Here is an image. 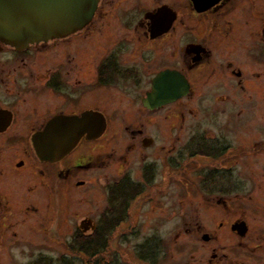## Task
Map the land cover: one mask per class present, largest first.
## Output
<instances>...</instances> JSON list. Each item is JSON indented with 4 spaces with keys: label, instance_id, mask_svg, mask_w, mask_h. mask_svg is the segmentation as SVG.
<instances>
[{
    "label": "rangeland",
    "instance_id": "obj_1",
    "mask_svg": "<svg viewBox=\"0 0 264 264\" xmlns=\"http://www.w3.org/2000/svg\"><path fill=\"white\" fill-rule=\"evenodd\" d=\"M91 30L100 37L97 27ZM119 34L123 31L117 32ZM118 37L121 40L131 39L127 53L122 54L117 65L119 74L128 78L112 85L94 81L96 63L110 52L103 48V44L100 48V38H95L86 52L68 47L67 42L34 48L28 57L18 60L16 65L21 70L17 72V77L8 68L7 81L17 78V81L28 85L29 90L25 88L21 97L40 95L48 101V113L58 108L77 111L91 107L103 114L106 127L95 140L81 141L61 162L60 165L70 169V177H56L57 163L53 165L55 171L50 176L41 177L44 168L38 169L28 183L22 184L23 197L13 192L16 199L12 202L5 200L9 212L1 217L3 241L0 243V264H146L148 261L151 264H238L236 261L244 260V256L234 249L239 248L240 238L231 232L230 224L234 220H245L250 244L257 243L259 231L264 234V214H259L263 210L259 211V207H264V169L260 166L264 163V149L261 152L257 150L264 146V93L261 98L258 96L260 101H247L251 108L248 104L241 105L243 102L228 106V111L224 116L221 114L213 128L206 118H182L178 112H172L175 104L163 110L149 111L141 106L139 100L149 87L144 81L147 71L159 67L157 52L163 46L174 45V41L156 38L148 43L143 37ZM126 59L127 62H124ZM13 66L8 64V67ZM57 72L59 79L65 82L63 94L51 93L44 86L50 74L58 77ZM71 86L85 87L84 98L76 102L71 97L69 102L67 96L72 94ZM23 97L14 102L17 110L28 103L23 101ZM232 109L239 110L240 115H235L238 111L229 112ZM209 126L213 135L208 141L213 146L226 144L231 151L238 150L239 145L243 147L240 156L238 152L233 156L235 163L222 168L218 163L212 166L206 157L194 155L197 152L192 143L207 142ZM129 127L144 129L155 138L156 152L159 144H164L166 148L176 146V150L182 147V155L174 161L178 157L175 151L167 153L169 163L166 161L164 166L165 158L162 155L156 158L155 149H151L148 163L157 165L160 176L156 177L155 183L143 187L141 197H149V203L142 202L140 206L135 203L114 233L113 230L110 233L102 231L106 250L95 257H88L76 251L79 244L74 241L78 239L77 221L88 217L97 222L108 206L110 185L128 168L133 169L135 178H139L142 161L135 150L124 161L118 160L120 155L126 154L132 141L127 134L126 128ZM23 129L25 127L15 131ZM20 134H8V140L10 136H18L20 140L15 144L14 140L12 144L8 143V151L12 150L11 154H16V159L21 157L26 163L32 162L28 156L32 150L30 134ZM77 163L78 166L75 165ZM44 171L46 173L47 170ZM209 172L213 176H207ZM240 175L249 177L244 181V192L231 190L222 201L218 200L219 184L233 186ZM80 181L82 184L77 185ZM210 184H214V190L209 189ZM11 189H7L6 193ZM30 189L32 192H29ZM226 203L229 207L225 206ZM102 227L97 222L95 232ZM204 234L210 235L211 239L204 240ZM244 261L256 264L253 258L246 257Z\"/></svg>",
    "mask_w": 264,
    "mask_h": 264
},
{
    "label": "flooded vegetation",
    "instance_id": "obj_2",
    "mask_svg": "<svg viewBox=\"0 0 264 264\" xmlns=\"http://www.w3.org/2000/svg\"><path fill=\"white\" fill-rule=\"evenodd\" d=\"M97 27V32L94 31ZM123 34L117 35V32ZM136 36L144 38L150 43L156 38H170L174 41V45L163 46L157 53V60L160 62L158 68L151 69L148 72L144 81H147L148 89L143 92L139 100L141 106L149 111L163 110L175 104L172 112H178L182 118L185 116L193 118H206L210 121V126L215 127L217 119L225 115L230 106L237 103L248 104L252 101H260L264 93V0H98L95 12L88 23L80 30H77L65 37L50 39L28 45L24 49H16L11 45L6 44L0 40V227L2 225L3 214L8 213L5 205V200L12 202L16 199V195L23 197L22 184L28 183L34 176L38 169L42 170V176L54 174V164H59L56 171L58 179H67L70 177V169L65 165H60L61 162L75 149L81 141L87 140L82 137L76 146L62 159L56 162L41 161L35 154L31 143V153L28 154L32 162L26 163L21 157L15 158L16 154H11L12 150L8 151V143L14 144L19 140V137L10 138L8 134L21 135V132L29 133L31 135L40 131L46 122L55 115L64 114H81L89 108H81L77 111H65L58 108L51 113H48V101L38 96H25L23 101H28L26 105L17 110L14 102L18 101L27 89L26 83L23 81H7L9 75L8 68L12 70L14 76L17 77V72L21 69L17 66L18 60L23 57H28L32 49L46 46L56 42H67L68 47L73 49H81L78 51L86 52V48L92 44L95 38H100V48H107L110 52L104 58H100L96 63L95 80L98 84L102 82L105 85L115 84L116 81H126L128 77H123L119 74L117 65L121 62L122 54L127 53L128 42L131 39L121 40L118 36ZM80 37V38H78ZM118 37V39L116 38ZM76 38V39H75ZM125 38V37H124ZM104 42H103V41ZM99 48V47H97ZM95 48V49H97ZM109 48V49H108ZM150 53V58L152 57ZM104 59L105 61H102ZM123 61V60H122ZM127 62V59L126 61ZM155 62V61H153ZM8 64L15 66L8 67ZM161 66V67H160ZM165 70L176 71L181 77L176 79H159L155 76ZM131 73L130 71H128ZM54 74L49 75V80L45 81L44 86L52 92L63 94V87L65 82L59 79ZM133 81V80H131ZM153 81H185L187 86L183 90L181 96L175 100L161 104L159 106L149 107L144 104V99L147 94L152 91ZM26 85V87H25ZM30 87V86H29ZM74 86L70 87L72 94L67 96L69 102L80 101L86 94L85 87ZM147 87V86H146ZM78 88V89H77ZM26 94V93H25ZM245 96V99L243 98ZM259 96V97H258ZM249 105V104H248ZM63 108H66L63 105ZM229 106V107H228ZM221 107L220 109H218ZM251 108V106L249 105ZM239 110H230L229 112ZM254 111V110H253ZM255 112V111H254ZM259 112V107L256 109V114ZM42 114H45L44 116ZM251 114V113H250ZM231 116H235L230 114ZM254 115H249V117ZM226 118V117H225ZM23 119V122L22 120ZM226 123V122H225ZM25 124V126H24ZM207 134V142H193L192 146L196 149L194 155L196 157H206L211 162V165L220 164V167L230 166L236 160H232L234 155L238 152L241 155L243 147L238 150L231 148L229 145L213 146L208 140L212 138L213 132L210 129ZM226 126V124H225ZM21 127H25L23 131H15ZM127 134L132 141L128 144L126 154L119 156L118 160L126 159L132 150L138 153L141 162L139 167V174L135 178L132 170L129 168L118 179L110 185L108 191V206L104 209L97 222L105 228L111 227L113 233L118 225L125 221V214L130 209L133 210L134 204L141 205L142 202L149 203V197H141L143 187L145 184L155 183L158 174V167L156 164L148 163L151 149H155V138L146 133L144 129L139 127H129ZM238 129H242L238 126ZM31 141V140H30ZM174 146V145H173ZM201 148V149H200ZM264 146L259 147L258 152L262 151ZM199 150V152H198ZM175 151L178 155V160L182 155V147L176 150V146L166 148L164 144H159L156 153V158L161 155L167 165V153ZM163 152V154H161ZM19 155V152H16ZM172 154V153H171ZM133 156V155H132ZM229 160V161H228ZM172 161V158H170ZM168 162V161H167ZM93 161L90 163L92 165ZM169 163V162H168ZM78 166V163L75 164ZM122 165V164H121ZM176 166L179 164H175ZM264 169V163L261 165ZM216 171L215 168H212ZM41 171V170H40ZM130 173L134 176H130ZM137 173V171H136ZM210 173V174H209ZM207 176L211 175L209 172ZM264 177V174H262ZM252 176V175H251ZM247 175H240L237 183L234 181L233 186H220L217 189L220 192L218 200L226 196L231 190L243 193L245 190V180H248ZM259 177V175H258ZM212 183V181H210ZM82 184V181L77 185ZM157 185V184H155ZM210 190H214V184H210ZM12 188V189H11ZM7 189H11L6 193ZM120 189H125L130 192V196L123 200L111 201L109 196L114 191L117 195ZM16 194H14V193ZM29 192H32L30 189ZM13 193V195H11ZM6 196V199H4ZM148 200V201H147ZM225 203V200H223ZM131 202H133L132 205ZM131 206V208H130ZM229 207V205H225ZM263 208L262 211L260 209ZM11 211V210H10ZM260 215L264 214V207H259ZM13 213V211L11 212ZM10 213V214H11ZM81 219V218H80ZM79 219V220H80ZM77 229L81 235L88 237L93 235L97 229V222L95 221V229L91 235L86 234L78 227ZM243 223L246 230L243 234L238 233L237 230L232 229V225ZM230 229L233 234H237L240 238L239 248L237 251L242 253L244 260L246 257L253 258L256 264H264V234L259 231L256 237V242L250 244L248 241V225L245 220H234L230 224ZM108 233V232H107ZM206 241L211 239L208 235ZM0 234V243L3 237ZM233 250V249H232ZM240 260L238 264H246V261ZM146 263V262H145ZM151 264V262L146 263Z\"/></svg>",
    "mask_w": 264,
    "mask_h": 264
},
{
    "label": "water",
    "instance_id": "obj_3",
    "mask_svg": "<svg viewBox=\"0 0 264 264\" xmlns=\"http://www.w3.org/2000/svg\"><path fill=\"white\" fill-rule=\"evenodd\" d=\"M98 0H0V40L16 49L28 45L65 37L84 27L92 18ZM176 71L159 72L157 80L176 79ZM185 81H153L152 91L144 104L149 107L169 103L181 96ZM106 119L102 113L85 110L81 114H59L50 118L44 127L31 135L36 156L41 161L56 162L65 157L82 137L96 139L104 132ZM81 231L91 235L94 220L83 217L78 222ZM243 223L232 225L243 234ZM207 234L203 239L207 240Z\"/></svg>",
    "mask_w": 264,
    "mask_h": 264
},
{
    "label": "trees",
    "instance_id": "obj_4",
    "mask_svg": "<svg viewBox=\"0 0 264 264\" xmlns=\"http://www.w3.org/2000/svg\"><path fill=\"white\" fill-rule=\"evenodd\" d=\"M130 196V192L128 190L120 189L119 193L117 195L114 194V191L110 194L109 198L110 200L116 201L120 199H127ZM113 229V228H112ZM111 227L105 228L104 226L101 228V230H97V232H94L93 235L84 237L80 234V232L77 231V238L76 241L78 244V249L76 251H79L80 253L87 255L88 257H95L99 255L100 253L104 252L107 248V244L105 242L104 236L102 235V231L105 230V232H111ZM106 238V237H105ZM76 245V244H74ZM38 262V260L36 261ZM44 263V262H42Z\"/></svg>",
    "mask_w": 264,
    "mask_h": 264
}]
</instances>
